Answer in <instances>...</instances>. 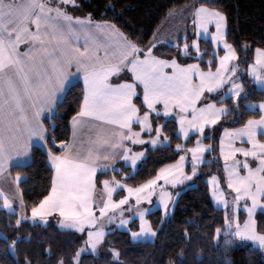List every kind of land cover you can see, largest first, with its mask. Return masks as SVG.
Instances as JSON below:
<instances>
[{"label":"snow or ice","instance_id":"1","mask_svg":"<svg viewBox=\"0 0 264 264\" xmlns=\"http://www.w3.org/2000/svg\"><path fill=\"white\" fill-rule=\"evenodd\" d=\"M69 5L79 6L76 0H0V175H9L13 158L29 156L34 144L44 146L53 169L50 191L31 206L30 216L26 215L22 196L17 200L18 214L13 207L21 191L20 172L14 177L16 192L10 195L0 187L2 207L10 215L16 214L14 226L29 220L46 225L56 214L61 229L86 233V239L74 254L60 256L55 264H83L81 254L86 250L99 254L107 232L112 231L107 225L113 222L126 228L138 219V228L128 229L131 237H155L158 229L148 215L159 207L163 224L172 214L176 200L169 188L192 181L201 165L219 163L222 158V175L231 200L220 186V176L213 173L207 178L212 199L223 207L222 224L215 226L211 239L218 242L223 237L226 249L238 240L251 241L253 248L264 251V230L256 218L257 209L264 211V100L248 101L250 91L241 79L247 73L256 90L264 93V46L255 47L253 61L242 69L236 45L227 39V13L206 3L193 4L189 7L194 38H189L187 30H178L169 38L192 60L182 64L176 57L156 55L155 44L141 46L113 21L95 20L91 12L75 15L68 11ZM200 37L210 38L213 45L206 68L200 64L204 59ZM154 39L160 43L155 34ZM248 47L241 44L245 52ZM204 51L206 54L207 49ZM168 67L171 71L166 72ZM79 77L83 81L82 98L71 117V139L58 140L45 119L51 118L60 96ZM141 89L142 101L137 104L134 98ZM212 95L220 101L230 100L231 105L218 104ZM257 107L261 113L258 117L249 116L238 128L223 129L217 143L218 156L212 144L203 142L210 138L206 127L216 125L233 110L239 117L243 111H255ZM153 114L166 119L174 114L176 135L185 139L195 135V144H175L180 152L175 163L163 165L139 184H127L125 180L136 175L137 162L147 158L143 148L134 151L132 145L142 146L147 140L153 147H171L164 125L154 124ZM57 146L62 150L54 151ZM206 153L213 155L208 157ZM188 154L190 172L185 171ZM118 161L131 172L117 167ZM98 170L101 174L113 173L100 181L99 201ZM117 172H123L119 179ZM118 190L127 194L114 199ZM241 210L246 213L243 222ZM184 238L191 242L187 228ZM20 241L17 232L6 248L15 255ZM45 251L50 252V246ZM110 251L119 258L118 248ZM178 257L183 264L184 251ZM23 264L33 262L25 256ZM168 264L177 262L170 259Z\"/></svg>","mask_w":264,"mask_h":264},{"label":"trees","instance_id":"2","mask_svg":"<svg viewBox=\"0 0 264 264\" xmlns=\"http://www.w3.org/2000/svg\"><path fill=\"white\" fill-rule=\"evenodd\" d=\"M190 1L77 0L76 3L79 6L70 5L68 11L75 15L91 12L95 20L113 21L130 39L145 46L171 9ZM206 3L227 13V39L236 45L240 66L246 69L248 63L254 59L255 47L264 46V0H213ZM181 43H183L182 40ZM199 43L201 52L204 54L200 64L202 68H206L205 61L211 56L213 45L210 40L205 39H200ZM242 43L249 45L246 52L241 49ZM205 49H207L206 54ZM189 51L191 52V49ZM154 53L163 58L176 57L180 63L192 62L181 49L173 44H160L154 49ZM241 79L245 81V87L250 91L248 101L264 99V93L256 90L257 85L252 83L247 73L241 76ZM82 86L80 81L70 85L64 98L57 105L55 113L50 119H45V125L58 140H69L71 137V117L79 109ZM211 99L231 105L230 100L220 101L216 95H212ZM141 101L139 92L136 102L140 104ZM259 114L258 110L243 111V114L238 117L237 110H233L226 118L206 130L210 138H205L203 142L212 144L218 156L217 143L221 129L228 126H241L249 116L256 117ZM154 119L155 123L164 125L163 131L168 135L171 147H149L147 158L139 164L135 177L125 180L127 184H139L154 176L156 170L163 165L176 162L180 152L175 149V144H187L188 147L195 144V135L190 139L176 135L177 122L174 118L166 119L159 116ZM53 150L60 151V148L57 146ZM212 155L213 153L206 154L208 157ZM119 166L123 172H131V168L125 164H119ZM186 169L188 172L191 171L190 164ZM218 171L223 173L221 162L203 164L192 181H186L184 185L172 188L174 194H179L174 210L167 220L161 224L160 210L150 213L153 226L158 229L156 240L134 241L128 230L114 229L106 234L105 245L118 248L119 258H114L110 253L84 252L81 255L83 264H168L170 259L181 264V258L178 257L181 251L185 253L183 264H227V260H230L231 264H264V251L253 248L251 241L238 240L230 249H226L223 237L218 242H213L211 239L215 226L222 224L223 209L213 203L207 178ZM16 172L21 173L19 188L25 202L26 215H29L31 206L50 191L53 169L48 162L45 149L34 146L31 162L25 165H14L11 168L13 177ZM123 172H117L115 175L121 178ZM111 174L113 175L111 172L99 173L97 183L100 184V181ZM123 192L124 190H119L116 197ZM243 215L245 213L241 210V220ZM256 218L258 225L264 230V212H257ZM15 219L16 214L10 215L9 211L0 208V264H23L25 256L31 259L33 264H37V261L40 264H55L60 256L67 258L74 254V250L85 240V233L75 229H61L57 224V216L50 217L46 225L34 224L29 220L22 221L19 227L14 226ZM10 221L13 222V226L9 225ZM185 228L191 236L190 243L184 238ZM17 232L21 235V241L17 245L16 254L13 255L6 245L16 238ZM29 236L31 239H26ZM49 246L51 251L46 252Z\"/></svg>","mask_w":264,"mask_h":264},{"label":"crops","instance_id":"3","mask_svg":"<svg viewBox=\"0 0 264 264\" xmlns=\"http://www.w3.org/2000/svg\"><path fill=\"white\" fill-rule=\"evenodd\" d=\"M212 2L213 0H191L190 2L182 5V6H179V7H176L174 9H171L168 14L166 15L165 19L162 21V23L157 27V29L155 30L154 34L157 38L160 39V43H156L155 39H154V34H153V37L151 38V40L149 41V43L145 46H149V45H152V44H155V47L153 48V52H154V49L160 45V44H172L170 43V36H176L177 35V31H184V30H187L188 34H189V37L192 36V23H191V7H189L190 5H193V4H198V3H206V2ZM77 2V0H76ZM208 4V3H206ZM209 5V4H208ZM70 6V5H69ZM210 7H212L211 5H209ZM210 30H214V28H211L210 27ZM194 38V37H193ZM200 39H204L203 37H200ZM210 40V38L208 39ZM211 41V40H210ZM221 49H222V45H221ZM182 51V49H181ZM183 52V51H182ZM221 55L223 54V51L221 50ZM255 57V55H254ZM167 59H171V58H167ZM191 63V62H190ZM182 64H186V63H182ZM166 72H169L171 71V67H168L165 69ZM239 74V73H238ZM124 78H128L127 76L124 77ZM77 81H80L82 84H83V81H82V77H79V78H76L72 81V83L70 85H72L73 83L77 82ZM115 82V81H114ZM69 85V86H70ZM69 88V87H68ZM67 91V90H66ZM66 91L60 96V99L58 101V104L59 102L64 98L65 94H66ZM139 92L141 93L142 92V89L138 91V94ZM207 95V93H206ZM141 97H142V94H141ZM135 99V102H136V98ZM264 100V99H263ZM207 102V101H205ZM254 102H259V101H254ZM137 103V102H136ZM217 103H222V102H218ZM225 104V103H224ZM258 110V109H257ZM259 111V110H258ZM261 114V113H260ZM259 114V115H260ZM258 115V116H259ZM162 117H164L163 115H161ZM256 116V117H258ZM156 115L153 114V121L155 122V118ZM174 117V114H169L168 118H173ZM225 117H222L221 119H223ZM219 122V121H218ZM162 124V123H160ZM163 125V124H162ZM137 125L134 124V127H136ZM214 126V125H213ZM212 126L210 127H206L205 131L208 129V128H211ZM240 126H236V127H232V126H228V127H224V128H238ZM223 128V129H224ZM177 129H178V123H177ZM223 129H221V134L220 136L223 134ZM143 135L145 136V133H143ZM181 138H183L182 136H180ZM71 139V137H70ZM163 139V137H162ZM204 143H207V142H204ZM51 145V142H49V146ZM34 146H40L42 148H44V146L42 144H34ZM245 146H248V145H245ZM59 147V146H58ZM149 147H153L151 146L148 141L145 142L144 145H132V148L134 151H140L141 148H143L144 150H146V155H147V149ZM33 149V148H32ZM62 149H60L61 151ZM218 153H219V148H218ZM207 154V153H206ZM188 156H190V154H188ZM31 159H32V150H31V153L29 156L25 157V158H22V159H17V158H13V161L11 162L10 166H9V175L7 176H4V175H0V187L4 188L5 191H7L10 195L14 192H16V187H15V179L14 177L12 176L11 174V168L14 166V165H25V164H28L31 162ZM49 162V161H48ZM220 162H221V169L223 171V161H222V158H220ZM175 163V162H174ZM50 164V162H49ZM119 164H124L123 161H118L117 162V167H120ZM170 164H173V163H170ZM188 164H191V162L188 160V158L186 159L185 161V171H187V165ZM51 165V164H50ZM188 172V171H187ZM99 173H101L99 170L97 172V176L99 175ZM112 176V174H111ZM111 176L107 177V178H110ZM118 178V177H117ZM119 179V178H118ZM224 179V178H223ZM226 181V180H224ZM158 183H162V181L158 182ZM101 184H98L97 183V188H98V193H97V196H96V199L97 201H99L101 199V196L99 194V189L101 188ZM228 190V189H227ZM119 191V190H118ZM228 194H230L229 190L227 192ZM114 197H116L117 193H114L113 194ZM231 195V194H230ZM21 196V193L18 194L17 196V199L14 200V203H13V207H15L17 209V212L19 213L20 211V206L17 202V200L19 199V197ZM0 208L2 209H5L2 207V201H0ZM6 210V209H5ZM257 212H264L260 209H257ZM31 213L28 215L30 216ZM53 216H57L56 214H53ZM52 216V217H53ZM246 216V213L245 215H243V218H242V222H243V219L245 218ZM58 218V217H57Z\"/></svg>","mask_w":264,"mask_h":264},{"label":"rangeland","instance_id":"4","mask_svg":"<svg viewBox=\"0 0 264 264\" xmlns=\"http://www.w3.org/2000/svg\"><path fill=\"white\" fill-rule=\"evenodd\" d=\"M257 109H258V107H257ZM256 109V110H257ZM259 110V109H258ZM154 124H155V122H154ZM155 133L153 132L152 133V135H154ZM143 135V134H142ZM148 135V133H145V136H147ZM161 139H162V137H161ZM145 142H147V140L145 141ZM145 151V153H146V150H144ZM144 158H142V160H143ZM142 160L141 161H138L137 163H138V166H139V164L142 162ZM188 160L190 161V156H188ZM191 162V161H190ZM120 168V167H119ZM213 174V173H212ZM212 174H210L209 175V177L212 175ZM215 174L216 175H218V176H220L221 177V187H223L224 189H225V192H226V194H227V198L229 199V200H231V195L230 194H228L227 192H228V190H227V187H226V181H224L225 180V177L222 175V173L221 172H215ZM224 178V179H223ZM169 190L170 191H172L173 192V190H172V188H169ZM127 193H126V190H124V192L122 193V194H120V195H126ZM120 195H118L117 197H114V199H118L119 198V196ZM173 196H174V199L175 200H177V194H174L173 193ZM211 199H212V197H211ZM156 201V197L155 196H153V202H155ZM212 201H213V203L215 204V202H214V200L212 199ZM176 205V204H175ZM216 205V204H215ZM144 206L145 207H148L149 205H148V203L147 202H144ZM217 206V205H216ZM217 207H220V208H222L223 209V207L222 206H217ZM7 210V209H6ZM158 210H160L161 212H162V210L159 208V207H157V208H154L153 210H152V212L151 213H153V212H155V211H158ZM174 210V209H173ZM8 211V210H7ZM173 212V211H172ZM127 214H129V213H127L126 212V215ZM148 219H150L151 221H152V219H151V216H150V214L148 215ZM134 222H136V223H134ZM134 222H130V224H129V226L128 227H126V228H120V227H118L114 222L112 223V224H110V225H107V228H109L110 227V229H112V230H114V229H121V230H128L129 228H131L132 230H136L137 228H138V225H139V220L137 219V220H135ZM242 222V221H241ZM152 223H153V221H152ZM129 231V230H128ZM109 232V231H108ZM107 232V233H108ZM130 232V231H129ZM0 234H1V232H0ZM156 237H157V235L155 236V237H153L152 239H149V241H154V240H156ZM132 238V237H131ZM85 239H86V233H85ZM133 239V238H132ZM134 240V239H133ZM134 241H147V240H134ZM112 247H107L106 245H105V242L103 243V245H102V247L100 248V250H99V253H103V254H111L112 255V253H111V251H110V249H111ZM85 252H91L90 250H86ZM84 253V252H83ZM82 255V254H81ZM113 256V255H112Z\"/></svg>","mask_w":264,"mask_h":264}]
</instances>
